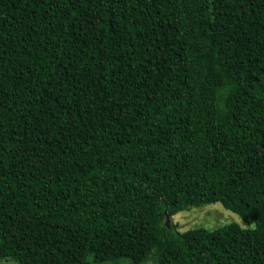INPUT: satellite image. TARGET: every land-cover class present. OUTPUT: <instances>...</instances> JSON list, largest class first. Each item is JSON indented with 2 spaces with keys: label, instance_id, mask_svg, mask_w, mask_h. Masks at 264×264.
I'll use <instances>...</instances> for the list:
<instances>
[{
  "label": "trees",
  "instance_id": "1",
  "mask_svg": "<svg viewBox=\"0 0 264 264\" xmlns=\"http://www.w3.org/2000/svg\"><path fill=\"white\" fill-rule=\"evenodd\" d=\"M90 258L264 264V0H0V260Z\"/></svg>",
  "mask_w": 264,
  "mask_h": 264
},
{
  "label": "rangeland",
  "instance_id": "2",
  "mask_svg": "<svg viewBox=\"0 0 264 264\" xmlns=\"http://www.w3.org/2000/svg\"><path fill=\"white\" fill-rule=\"evenodd\" d=\"M231 224H236L243 230H252L255 227L253 222L248 223L244 221L240 215L226 209L221 203L190 206L184 210L168 215L165 221L166 226L181 233L200 228L216 230ZM89 261L90 264H131L128 259L94 263L90 258ZM0 264L18 263L13 259H1Z\"/></svg>",
  "mask_w": 264,
  "mask_h": 264
}]
</instances>
